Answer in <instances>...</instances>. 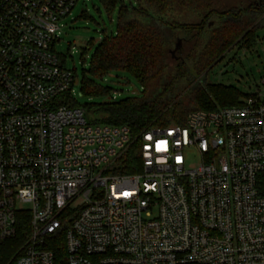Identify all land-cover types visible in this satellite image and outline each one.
<instances>
[{
	"label": "built area",
	"instance_id": "obj_1",
	"mask_svg": "<svg viewBox=\"0 0 264 264\" xmlns=\"http://www.w3.org/2000/svg\"><path fill=\"white\" fill-rule=\"evenodd\" d=\"M79 1L0 0V240L30 218L9 264H264V79L184 125L91 124L55 51Z\"/></svg>",
	"mask_w": 264,
	"mask_h": 264
},
{
	"label": "trees",
	"instance_id": "obj_2",
	"mask_svg": "<svg viewBox=\"0 0 264 264\" xmlns=\"http://www.w3.org/2000/svg\"><path fill=\"white\" fill-rule=\"evenodd\" d=\"M100 1L111 19L118 9L117 31L104 33L96 46L81 80L82 93L111 97L112 89L99 82L112 74H126L140 84L142 94L87 105L84 109L91 124L127 127L136 137L152 128L184 125L195 111H217L242 103L245 96L235 88L209 83L206 78L194 82L233 48L251 50L257 45L259 27L253 25L264 14L263 0H241L243 7H229L227 0ZM85 16L83 11L81 17ZM177 33L185 34L188 41L205 42L195 56L179 61L170 73V43ZM75 103L67 104L75 107ZM126 164L125 173L138 172L137 149H131ZM29 234V215L20 214L15 236L0 240V264H8L23 251Z\"/></svg>",
	"mask_w": 264,
	"mask_h": 264
},
{
	"label": "rangeland",
	"instance_id": "obj_3",
	"mask_svg": "<svg viewBox=\"0 0 264 264\" xmlns=\"http://www.w3.org/2000/svg\"><path fill=\"white\" fill-rule=\"evenodd\" d=\"M125 1L129 3L131 0ZM226 2L229 7H243L241 0H227ZM83 11L87 16L81 17ZM117 20L118 9L112 14L111 19L100 0H80L73 10L72 16L63 22L65 27L61 31L60 41L55 43V51L60 57L61 63L68 70H75L77 76L73 95L76 102L75 107L85 108L89 104L110 102L113 97L121 100L128 96L142 94L140 84L126 74H112L99 82L103 87L112 89L111 97L82 93L81 80L84 71L89 69L96 46L103 39L104 33L116 34ZM212 21L214 22L211 23L217 24L215 20ZM253 27H259L256 32L258 40L255 47L251 50L233 48L208 71L207 75L203 73L197 77L194 84L204 81L206 78L209 83L235 88L245 96L241 101L256 93L264 79V14L255 21ZM204 42V39L188 41L185 34L177 33L170 43L173 54L169 55V72L175 70L179 61L186 60L189 56H195L203 47ZM177 44L181 46L178 51ZM218 108L220 107L218 106ZM86 115L87 118L88 114ZM190 161L195 163L198 158L196 155L191 156Z\"/></svg>",
	"mask_w": 264,
	"mask_h": 264
}]
</instances>
